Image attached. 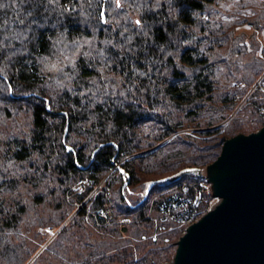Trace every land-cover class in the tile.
I'll return each instance as SVG.
<instances>
[{
  "label": "trees",
  "instance_id": "trees-1",
  "mask_svg": "<svg viewBox=\"0 0 264 264\" xmlns=\"http://www.w3.org/2000/svg\"><path fill=\"white\" fill-rule=\"evenodd\" d=\"M0 5V264L172 261L186 227L165 205L200 177L138 203L264 126V0Z\"/></svg>",
  "mask_w": 264,
  "mask_h": 264
},
{
  "label": "water",
  "instance_id": "water-1",
  "mask_svg": "<svg viewBox=\"0 0 264 264\" xmlns=\"http://www.w3.org/2000/svg\"><path fill=\"white\" fill-rule=\"evenodd\" d=\"M190 174L207 179L219 202L187 227L173 260L163 264H264V126L228 138L205 167L152 180L138 205L157 184Z\"/></svg>",
  "mask_w": 264,
  "mask_h": 264
},
{
  "label": "built area",
  "instance_id": "built-area-1",
  "mask_svg": "<svg viewBox=\"0 0 264 264\" xmlns=\"http://www.w3.org/2000/svg\"><path fill=\"white\" fill-rule=\"evenodd\" d=\"M86 185V180H80L77 183V187H85ZM207 186L211 190V184L207 179L202 177L197 180H184L178 183L175 189H179L180 192L176 193L170 199L165 205V208L183 209V214L179 217V220H189V222L195 221L199 217V208L204 202V193ZM100 217L107 223L111 222L113 214L108 206L101 211ZM125 222H129V220H125Z\"/></svg>",
  "mask_w": 264,
  "mask_h": 264
},
{
  "label": "rangeland",
  "instance_id": "rangeland-1",
  "mask_svg": "<svg viewBox=\"0 0 264 264\" xmlns=\"http://www.w3.org/2000/svg\"><path fill=\"white\" fill-rule=\"evenodd\" d=\"M246 31L249 33V34H253V33H255L256 32V30H255V28H249L248 30L246 29ZM257 34H258V37H259V39H261L263 42H264V32H259V31H257ZM261 82H258L256 85H254L253 87H252V89L250 90V91H252V90H254L256 87H260L261 86ZM250 94V93H249ZM249 94L240 102V104H239V106L235 109V111L233 112V114L231 115V117L228 119V120H226V121H224V122H222V123H220L219 125H217V126H220V125H225V124H227V122L237 113V111L242 107V105L244 104V102L246 101V99H247V97L249 96ZM217 126H215V127H217ZM214 128V127H213ZM203 129H205V128H203ZM208 129V128H207ZM194 130H202V128H190L189 130H186V131H184V132H192V131H194ZM256 131V130H255ZM253 132V131H252ZM122 162L123 161H121V162H117L116 163V166H115V168H117V169H121V171L123 170L122 169ZM115 168L111 171V173H113L114 171H116L115 170ZM125 173V172H124ZM126 174V173H125ZM128 184H129V181L126 183V186H128ZM78 188H80V190L81 191H83L84 189H85V187H77V189ZM147 190V189H146ZM206 191H208V193L212 196V199H210V201H209V207H210V209H212L213 207H215V205L219 202V199H217V198H215L213 195H212V192H211V190H210V188H208V186H207V188L205 189V192ZM167 192H169V190H163L162 192H161V194H166ZM146 193V192H145ZM109 195V197H110V194H108ZM145 195V194H144ZM88 200V199H87ZM86 200V201H87ZM204 200H206V199H204ZM205 214V213H204ZM203 214V215H204ZM203 215H200L199 216V218H197L195 221H197L198 219H200ZM195 221H193V222H195ZM193 222H189V220L188 221H186V220H179V223H178V225L180 226V227H186V229H187V227L190 225V224H192ZM54 236L55 235H57V232L55 233V234H53ZM53 238V237H52ZM180 239V238H179ZM176 246H177V242H176ZM175 255V254H174ZM174 258V257H173ZM173 260V259H172Z\"/></svg>",
  "mask_w": 264,
  "mask_h": 264
},
{
  "label": "snow or ice",
  "instance_id": "snow-or-ice-1",
  "mask_svg": "<svg viewBox=\"0 0 264 264\" xmlns=\"http://www.w3.org/2000/svg\"><path fill=\"white\" fill-rule=\"evenodd\" d=\"M0 6H2V5H0ZM137 23H139V21H137Z\"/></svg>",
  "mask_w": 264,
  "mask_h": 264
}]
</instances>
